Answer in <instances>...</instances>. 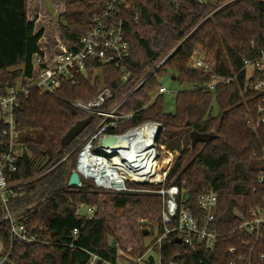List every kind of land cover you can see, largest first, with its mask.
Wrapping results in <instances>:
<instances>
[{
    "label": "trees",
    "instance_id": "1",
    "mask_svg": "<svg viewBox=\"0 0 264 264\" xmlns=\"http://www.w3.org/2000/svg\"><path fill=\"white\" fill-rule=\"evenodd\" d=\"M108 2L64 0L58 20H51L57 27L49 39L45 27L38 28L36 19L29 17V0H0V95L31 76L32 58L46 44L45 39L52 45L53 37L58 36L70 48L78 49L81 37L104 14ZM115 15L124 22L131 48L123 62L129 73L126 80L125 71L115 64L99 65L98 72L92 65L76 84L63 81L56 94L32 89L21 99L15 119L19 144L24 149L10 180L20 195L9 201V210L17 221L49 240L12 242L10 222L4 219L6 209L0 203L4 254L14 264H89L94 256L98 259L93 264H117L119 246L127 251L133 239L140 240L141 226L149 227L151 234L163 232L160 195L105 191L86 178H82V187L69 185L83 145L79 143L100 120L71 101L91 100L100 84H105L112 91L107 109L121 102L120 111L136 112L119 131L147 120L162 123L158 141L179 151L166 179V185L181 189L179 202L191 207L203 223L200 195L211 188L219 197L216 218L220 236L215 251L185 245L174 233L171 242L165 240L142 262L159 264L155 258L158 254L160 264H229V248L241 246L243 239L241 234H231L240 222L235 211L248 213L264 203V186L256 179L258 171L264 169L260 168L264 165V127L255 131L249 125L253 108L252 103L244 101V75L230 84H217L215 90L178 92L173 113L165 111L166 94L151 100L163 84L160 78L170 73L179 84L203 86L214 74L232 75L241 69L244 58L255 57L264 41V0H128ZM198 49L214 60L213 73L190 67ZM88 118V126L71 143L63 145L70 128ZM194 130L215 137L193 145L190 132ZM79 204L96 205L98 211L87 219L78 214ZM144 218L148 223H143ZM121 219L125 223L116 229ZM125 228L131 236L120 232ZM76 229L77 235L73 233ZM131 244L136 259L151 247V243ZM263 253L264 241L255 253L254 264H264L260 260Z\"/></svg>",
    "mask_w": 264,
    "mask_h": 264
},
{
    "label": "built area",
    "instance_id": "2",
    "mask_svg": "<svg viewBox=\"0 0 264 264\" xmlns=\"http://www.w3.org/2000/svg\"><path fill=\"white\" fill-rule=\"evenodd\" d=\"M127 1L109 0L104 14L98 17L90 31L81 37L78 49L70 48L58 36L53 37L52 45L51 43L48 45L45 39L46 44L42 45L41 50L32 58L31 76L17 85L10 86L6 94L0 95V136L5 143L0 145V203L6 209L4 219L10 222L12 242L31 244L49 240L48 237H40L39 233L31 231L24 223L17 221L9 210V201L20 195L16 190L17 185L11 184L10 180L18 169L19 157L23 153L21 150L24 149L19 144L20 131L15 119L16 110L21 106V99L27 97L32 89L42 93L56 94L63 81L76 84L81 74L86 73L92 65L97 72L101 71L102 65L107 64H115L124 70L123 62L130 56L131 48L125 33L124 22L115 14ZM191 59L190 67L194 70L204 73L215 71L214 60L200 54L199 50L193 53ZM163 62L164 60L156 68ZM242 74L244 75L242 86L244 101L252 103L253 108L248 116V122L253 130L258 131L264 127V41L263 45L257 49L255 57L243 59V65L238 72L227 76L214 74L212 80L203 86L190 85V89L215 90L217 84H230ZM128 76L129 73L125 71L123 79L126 80ZM169 92L172 90L165 84H161L152 96L153 100L158 95ZM111 98V89L103 84L93 99L71 101L75 107L100 117L99 122L82 142L75 170L79 171L81 178L91 179L95 185L105 190L147 192L146 189H135L131 184L165 182L166 170L164 175L158 171L160 155L164 153L165 147L157 144L163 125L158 121L147 120L119 131L123 125L134 118L136 112L120 111L121 102L107 109ZM107 136L117 137L118 143L110 146L103 144L102 139ZM167 153L171 156L167 159L170 163L174 155L171 151ZM101 161L105 164H102L101 169L96 170L95 166ZM82 167L89 174L84 173ZM256 179L260 185L264 186V169L258 171ZM157 193L163 197V232L156 235L145 255L129 263L140 264L147 254L154 251L155 247L160 248L165 240L171 242L175 237L174 233H177L185 245H200L207 252L215 251L220 236L216 218L219 200L217 192L211 188L205 189L198 199V204L205 212L203 223L199 221V217L191 207L184 201L179 202L178 196L182 192L177 185L164 186L157 190ZM235 213L240 222L231 234H241L243 239L241 246L234 245L229 248L232 256L229 264H254L255 253L264 241V203L248 213L238 210ZM78 214L84 215L87 219L92 218L96 214V209L93 206H83L81 210L79 206ZM73 233L77 235V229ZM97 259L98 257L94 256L89 264H93ZM260 260H264V253L261 254ZM0 264L14 263L9 260L7 254H4L0 256Z\"/></svg>",
    "mask_w": 264,
    "mask_h": 264
},
{
    "label": "rangeland",
    "instance_id": "3",
    "mask_svg": "<svg viewBox=\"0 0 264 264\" xmlns=\"http://www.w3.org/2000/svg\"><path fill=\"white\" fill-rule=\"evenodd\" d=\"M29 17L31 19H36V23L38 28L39 27H45L46 32H47V37L49 39H51V35L54 34L55 28L57 27L51 20L53 19L54 21L58 20V15L59 13L63 12L64 10V0H29ZM200 54H204V51H202L201 49H198ZM171 74V73H170ZM170 74L166 77L160 78V82H162L163 84H165L169 89L172 90V92H169L165 95V111L166 112H175L176 110V95L178 91H183V90H189L190 89V85L189 84H179L178 82H176L174 79L171 78ZM103 84H100V87H102ZM99 87V88H100ZM174 90V91H173ZM155 100V98H154ZM153 101V97L151 102ZM214 114H217L218 109L216 107V104L214 103ZM88 135V134H87ZM86 139V137L79 143V145ZM157 144H161L165 147L164 153H161L160 155V163H159V167H158V171L162 173V175H164V171L166 170L167 175H166V179L167 176L170 172V170L172 169L173 165L175 164V161L179 155V151L177 150H171L169 148H167V146L165 144L160 143V141H158ZM160 150H162V148L160 147ZM168 151L173 152V161L168 163L167 159H169L171 156L167 153ZM264 167V165H260V168ZM91 180V179H89ZM92 181V180H91ZM93 182V181H92ZM95 184V183H94ZM144 185V184H142ZM147 185V183H146ZM149 185H158V187H151V186H145V187H138L135 186L134 184H131V186L135 189L141 188V189H146V191L142 190V191H138V190H132V191H126V192H133V193H150V194H158L157 190L162 189L164 186H170V185H166V180L163 183H158V184H154V183H149ZM97 186V185H96ZM97 188L102 189L100 187L97 186ZM105 190V189H102ZM105 191H110V190H105ZM161 196V195H160ZM162 197V196H161ZM163 199V197H162ZM79 206L81 207V210L83 209V206H87L84 204H79ZM93 207L96 209V212L98 211V207L96 205H93ZM119 221V220H118ZM125 219H121L119 222L116 223V229H118V227L122 226ZM143 223H148V219L144 218ZM140 228V227H138ZM141 229H143V235L142 237H140V240H136L133 239V241H131V243H152L153 240L155 239L157 233L155 234H151L149 227L146 226H141ZM127 228L120 230V232H126L127 233ZM148 230V234L145 235L144 231ZM157 232V231H156ZM128 236H131L130 233H127ZM127 246V251H125L124 249H122L119 246L118 249V253L120 255L119 259H118V263L117 264H128L129 262L133 261V259H136L137 255L135 256L134 254H132V249L134 247V244H131ZM5 253V247L0 239V254L4 255ZM155 253V252H151ZM155 258L157 259V262L159 263V255L155 254ZM104 264H110L105 262ZM141 264H144V262H141Z\"/></svg>",
    "mask_w": 264,
    "mask_h": 264
},
{
    "label": "water",
    "instance_id": "4",
    "mask_svg": "<svg viewBox=\"0 0 264 264\" xmlns=\"http://www.w3.org/2000/svg\"><path fill=\"white\" fill-rule=\"evenodd\" d=\"M194 69V68H192ZM174 79V77H172ZM90 119L78 121L73 127L70 128V130L65 134V136L62 139V144L67 145L71 143L89 124ZM190 137L192 139L193 145H195L197 142H208L212 140L215 136L213 134H208V133H200L198 131H191L190 132ZM102 143L105 145H114L118 143V139L115 136H107L102 139ZM69 185H76L79 187L83 186V181L81 178V175L79 171L74 170L70 180H69ZM144 234H148V230L144 231Z\"/></svg>",
    "mask_w": 264,
    "mask_h": 264
},
{
    "label": "bare ground",
    "instance_id": "5",
    "mask_svg": "<svg viewBox=\"0 0 264 264\" xmlns=\"http://www.w3.org/2000/svg\"><path fill=\"white\" fill-rule=\"evenodd\" d=\"M102 164H103V165L105 164L104 161L99 162V163L95 166V169H96V170L101 169V168H102ZM82 170H83L84 173L89 174L88 171H86V169H85L84 167H82Z\"/></svg>",
    "mask_w": 264,
    "mask_h": 264
}]
</instances>
